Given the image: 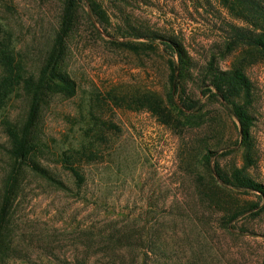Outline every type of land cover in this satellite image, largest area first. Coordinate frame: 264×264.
<instances>
[{"label":"rangeland","instance_id":"rangeland-1","mask_svg":"<svg viewBox=\"0 0 264 264\" xmlns=\"http://www.w3.org/2000/svg\"><path fill=\"white\" fill-rule=\"evenodd\" d=\"M86 1L82 0L81 20L70 40L67 66L78 93L72 99L54 98L40 126L48 146L42 162L67 190L26 175L11 214L17 248V261L11 264H74L77 258L98 264L103 241L113 228L120 233L133 228L144 236L160 228L169 239L170 264H264V214L240 219L237 226L246 235L241 241L233 239L212 219V228L205 227L209 218L203 216L213 212L204 211L195 189L206 148L217 152L212 167L219 163L226 171L246 168L264 185V61L247 68L254 85L255 117V165L247 168L236 119L210 94L202 95L205 88L198 73L227 33L224 21L229 17L219 1L95 0L107 13L108 32L119 41V29H134L174 37L184 45L195 66L186 92L204 108L178 130L134 104V97L167 99L169 67L162 47L139 55L112 46L100 25L86 17ZM61 8L62 0H0V24L18 50L30 52L36 61L58 26ZM233 59L220 60L221 68L228 69ZM24 113V102L15 98L9 107L11 119ZM7 143L0 130V193ZM89 143L95 157L81 163L86 183L79 190L59 158ZM228 189L241 205L262 204L255 194Z\"/></svg>","mask_w":264,"mask_h":264},{"label":"trees","instance_id":"trees-1","mask_svg":"<svg viewBox=\"0 0 264 264\" xmlns=\"http://www.w3.org/2000/svg\"><path fill=\"white\" fill-rule=\"evenodd\" d=\"M218 1L229 17L224 21L227 33L216 45L214 51L217 53L211 55L198 73L201 75V88H205L202 95L210 94L211 99L218 100L236 119L243 159L248 168L255 165L251 135L255 117L251 113L254 85L247 75V68L264 61V0ZM81 3L82 0H62L58 26L45 48L36 54V61L30 59V52L18 50L11 33L0 24V130L8 142L4 148L8 162L0 193V264L17 261V248L12 242L11 214L21 197L26 175L32 174L67 190L57 175L42 162L48 146L40 126L43 113L54 98L72 99L78 93V85L67 66L70 40L81 20ZM86 4L90 10L86 17L90 21L93 18L100 25L102 33L111 38L112 46L139 55L158 52L162 47L160 51L168 58L169 67L167 99L134 97V104L147 109L161 124L173 130H178L181 123L190 124L204 107L200 100H194L186 92L185 84L194 79L195 66L184 45L174 37L138 33L134 29L127 32L119 29L121 42L108 32L109 19L104 8L95 0H87ZM140 40L146 42H138ZM229 57L234 58L233 62L224 70L220 60ZM15 98L24 102L25 113L12 120L9 107ZM93 148L91 143L83 144L79 150L68 151L59 158L79 190L86 183L81 163L95 157ZM216 156L217 152L209 148L202 152L200 161L204 171L198 173L195 181L197 201L205 212H213L203 216V219L209 218L204 225L212 228V219L225 235L241 241L246 234L237 226L240 219L259 218L264 214V185L250 177L246 168L226 171L219 163L212 167L211 161ZM229 187L239 194L257 195L262 204L241 205L233 198L234 191ZM159 226L165 228L164 225ZM108 232L103 241V257L98 260L100 264H170L169 239L164 238L160 228L146 236L133 228L123 233L114 228ZM94 237L96 239V234ZM88 261L89 258H77L74 264H88Z\"/></svg>","mask_w":264,"mask_h":264}]
</instances>
